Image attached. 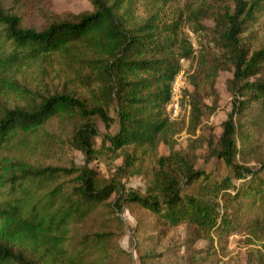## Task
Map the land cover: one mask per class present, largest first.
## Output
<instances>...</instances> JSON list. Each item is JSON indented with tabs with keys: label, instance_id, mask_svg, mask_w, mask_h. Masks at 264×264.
Masks as SVG:
<instances>
[{
	"label": "trees",
	"instance_id": "1",
	"mask_svg": "<svg viewBox=\"0 0 264 264\" xmlns=\"http://www.w3.org/2000/svg\"><path fill=\"white\" fill-rule=\"evenodd\" d=\"M91 1L92 12L74 21L52 22L42 30L24 27L21 17L0 9V79L5 80L23 63L65 55L78 64V77L95 86L96 100L92 103L61 91L40 95L29 106L2 108L0 148L14 143L29 147L47 122L59 118L76 123L70 144L88 160L105 150L116 152L129 146L154 153L161 140L179 130L168 116L167 105L184 59L197 63L189 79L194 89L185 91L191 106L190 132L195 134L203 115L196 77L202 72L209 82H215L222 63L217 58L210 60V51L203 46L197 55L185 24L190 22L196 26L195 32H202L206 30L202 20L212 12V42L234 67L232 84L237 86L240 100L224 122L220 148L213 152L233 171L220 176L190 165L179 170L167 166L147 193L133 191L121 197L140 204L168 226L193 225L209 237L226 228L222 220L224 214L231 216L232 209L240 214L245 207H264V162L255 168L236 162L240 151L234 121L235 115L246 111L248 102L264 105V81H250L264 69V46L251 53L242 42V35L264 10V0H234V5L222 10L188 3L172 15L157 10L140 22L124 18L117 1ZM88 68L90 72L85 73ZM110 106L115 108L118 128L116 133L104 135L102 148L97 149L99 129L90 119L98 117L110 130L114 121ZM126 161L119 168L124 174L137 162L134 153ZM7 170L0 176V264H36L17 250L22 244L31 245L46 263H61L72 225L120 190L119 181H101L88 163L65 167L14 160ZM71 177L75 182L68 185L66 178ZM100 242L106 245L107 241Z\"/></svg>",
	"mask_w": 264,
	"mask_h": 264
},
{
	"label": "rangeland",
	"instance_id": "2",
	"mask_svg": "<svg viewBox=\"0 0 264 264\" xmlns=\"http://www.w3.org/2000/svg\"><path fill=\"white\" fill-rule=\"evenodd\" d=\"M114 1L130 22H140L157 10L172 15L188 3L210 10L234 5V0H110L111 3ZM0 9L21 17L24 27L42 30L52 22L74 21L80 15L92 12L94 6L91 0H0ZM211 13L202 20L206 27L202 32H195L196 26L190 22L185 24L197 55L203 46L210 51V60L217 58L222 63L215 82H209L202 72L196 77L202 94L203 115L195 134L190 132L191 106L185 91L194 89L189 79L197 69V63L184 59L182 109L180 116L172 119L179 130L171 131L161 140L154 153L129 146L116 152L105 150L98 158L88 160L81 150L70 144L76 123L59 118L47 122L29 147L14 143L0 148V176L6 175L7 165L14 160L65 167L88 163L101 181L114 178L120 182L121 192H114L87 217L72 225L65 259L55 264H264V207H245L240 214L232 209L231 216L224 214L222 220L226 228L209 237L193 225L168 226L140 204L124 201L121 197L133 191L147 193L155 177L167 166L179 170L182 165H190L220 176L233 171L213 152L220 148L224 122L234 103L240 100L236 95L237 86L232 84L234 67L212 42L215 22ZM242 37L251 53L264 46V10ZM78 70L77 63L59 54L15 67L5 80L0 79V109L29 106L38 101L40 95L61 91H69L95 103L92 93L95 86L78 77ZM88 72L89 68L85 70ZM257 80L264 81V69L250 78L251 82ZM114 109V106L109 108L114 118L110 130L98 117L90 119L99 129L95 142L97 149L102 148L104 135L117 131ZM234 121L240 151L236 162L259 167L264 162V105L255 100L248 102L246 111L238 117L235 115ZM133 153L137 162L124 174L119 168L127 165L126 157ZM73 182V177L66 178L68 185ZM8 188L7 185L3 193ZM220 213H224L222 208ZM100 240L107 241L106 245ZM17 250L36 264H52L41 260L31 245H19Z\"/></svg>",
	"mask_w": 264,
	"mask_h": 264
},
{
	"label": "built area",
	"instance_id": "3",
	"mask_svg": "<svg viewBox=\"0 0 264 264\" xmlns=\"http://www.w3.org/2000/svg\"><path fill=\"white\" fill-rule=\"evenodd\" d=\"M183 74L184 71H181L176 77L173 83L172 97L169 104L167 105V113L171 120L177 119L181 113L183 89L185 87V82L182 79Z\"/></svg>",
	"mask_w": 264,
	"mask_h": 264
}]
</instances>
